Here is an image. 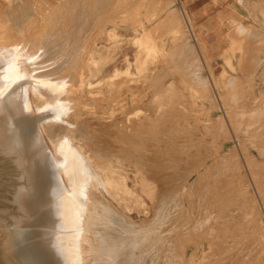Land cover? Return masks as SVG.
Returning a JSON list of instances; mask_svg holds the SVG:
<instances>
[{
  "label": "rangeland",
  "instance_id": "obj_1",
  "mask_svg": "<svg viewBox=\"0 0 264 264\" xmlns=\"http://www.w3.org/2000/svg\"><path fill=\"white\" fill-rule=\"evenodd\" d=\"M97 1L100 8L96 7V0H0V10L8 16L0 11V19L9 25L14 16L17 27L25 25L24 35L29 34L36 46H47L49 35L59 36L60 31L63 39L59 38L65 42L56 40L54 42L58 44L54 45L52 40L57 36H53L49 40V45L53 44L50 45L52 51L48 49L51 51V54L47 52L48 57L53 55V45L64 48L60 51L56 48L59 54L54 52L56 56H52L60 65L63 62L59 59L66 62L61 65L64 68L60 73L70 74L74 85L78 78L84 77L83 97L75 105L88 126L87 136L83 137L73 123L68 127L73 129L76 138L73 144L79 145L82 154L91 162L105 166L107 176L111 178L107 190L98 189L102 201L98 210L100 215L106 213L102 216L103 220L106 218L102 227L110 224L108 228L112 227L109 229L113 233L118 229L120 237L127 239L121 241L123 245L131 239L125 245L127 248L135 243L131 249L135 250L137 246L133 251L136 252V258L132 260L134 264H222L227 258L237 259L238 264H247L248 261L249 264H259V261L264 264V13L247 16L238 11L234 15L229 9L230 0ZM110 5L116 6L112 9ZM42 13L45 18L41 17ZM128 15L131 17L129 21ZM37 18L40 22L35 21ZM79 20L87 22L80 23ZM31 21L33 28H29ZM52 24L57 26L55 30ZM59 25H64V32L59 30L62 28ZM66 26L76 30L67 33ZM37 29L41 32H36ZM143 32L146 38L141 44H135L134 38ZM64 33L70 34L74 46ZM61 42L65 45L61 46ZM67 42L71 47L66 45ZM217 44L218 49L214 50ZM72 49L79 52L73 53ZM65 51L68 56H64ZM62 52L64 59L61 58ZM139 53L145 55L140 57ZM45 55L37 59L44 60ZM52 57L50 62L54 61ZM68 60L70 65H67ZM50 62L42 65L49 66ZM63 103L66 102L63 100ZM168 112L171 119L165 116ZM150 123L155 125L149 126ZM141 124L144 128L139 127ZM156 125L158 128L155 129ZM135 127L146 133L135 130ZM136 133L143 138H138ZM46 139L44 137L51 149ZM114 183L119 185L117 189ZM142 186H147V190ZM108 211L113 213L110 214L112 217ZM127 231L135 233L136 237ZM89 237L92 238L90 241L95 239L91 232ZM106 238L104 241L108 242ZM132 239H140V245ZM121 246L119 250L117 247L113 249L115 253L108 249L107 254L126 253L125 257L131 259L135 253L129 255L126 247L122 251ZM261 254L263 261L259 258ZM242 255L244 258L251 256L246 257L247 263Z\"/></svg>",
  "mask_w": 264,
  "mask_h": 264
},
{
  "label": "water",
  "instance_id": "obj_2",
  "mask_svg": "<svg viewBox=\"0 0 264 264\" xmlns=\"http://www.w3.org/2000/svg\"><path fill=\"white\" fill-rule=\"evenodd\" d=\"M40 70L20 47L0 46V264H13L5 254L17 264H77L71 210L81 192L69 143L61 140L55 145L57 160L37 127L63 111Z\"/></svg>",
  "mask_w": 264,
  "mask_h": 264
},
{
  "label": "bare ground",
  "instance_id": "obj_3",
  "mask_svg": "<svg viewBox=\"0 0 264 264\" xmlns=\"http://www.w3.org/2000/svg\"><path fill=\"white\" fill-rule=\"evenodd\" d=\"M15 1V0H14ZM106 1V0H105ZM108 1V0H107ZM118 1H120V0H118ZM91 2V1H90ZM96 2H97V8H100V7H98V1L96 0ZM96 2H94V4L96 3ZM14 3H17V1L16 2H14ZM116 3V5H117V1L115 2ZM120 2H118V4H119ZM84 4V3H83ZM104 4H105V2H104ZM91 5V4H90ZM89 5V6H90ZM101 5V4H100ZM114 5V4H113ZM112 5V6H113ZM115 5V6H116ZM86 6H87V3H86ZM111 6V5H110ZM112 6H111V8H112ZM115 6H113V8L115 7ZM91 7H93V6H91ZM103 7V6H102ZM108 7V6H107ZM118 7V5L116 6V8ZM82 8V7H81ZM87 8V7H86ZM109 8V7H108ZM112 8V9H113ZM2 9H4V6H3V8ZM9 9V8H8ZM18 9V8H17ZM105 9V8H104ZM118 9V8H117ZM116 9V10H117ZM123 9V8H122ZM6 10V9H5ZM10 10V9H9ZM21 10V9H20ZM89 10V9H88ZM92 10V9H91ZM90 10V12H92ZM95 10H97L96 8H95ZM119 10V9H118ZM0 11H2V10H0ZM16 11V10H15ZM86 11V10H85ZM94 11V10H93ZM113 11V10H112ZM129 11V10H128ZM2 12H4V15L6 14V12L3 10ZM10 13H12L11 11H9ZM9 12H8V14H9ZM82 12V11H81ZM89 12V11H88ZM89 12V13H90ZM97 11H95V12H93V13H96ZM107 12V11H106ZM118 12V11H117ZM127 12V11H126ZM17 13H19V12H17ZM45 13V12H44ZM44 13H42L41 14V17L43 16V14ZM85 13V12H84ZM83 13V14H84ZM2 14V13H1ZM46 14V13H45ZM99 14H101V13H99ZM98 14V15H99ZM105 14V13H104ZM103 14V15H104ZM107 14H108V12H107ZM113 14H115V13H113ZM112 14V15H113ZM3 15V16H4ZM12 15V14H11ZM14 15V14H13ZM16 15V14H15ZM130 15V14H129ZM128 15V16H129ZM2 16V17H3ZM5 16H7V15H5ZM101 16V15H100ZM108 16V15H107ZM118 16V15H117ZM117 16H115V17H117ZM120 16V15H119ZM131 16V15H130ZM129 16V17H130ZM138 16V15H137ZM8 17V16H7ZM6 17V18H7ZM10 17V16H9ZM38 18H39V15L37 16ZM44 17V16H43ZM47 17V16H46ZM73 17H75V16H73ZM81 17V16H80ZM126 17H127V15H126ZM139 17V16H138ZM38 18L37 19H35V21H37L38 20ZM45 18V17H44ZM12 19V21L13 22H10V24L8 25L7 24V21H6V23H4V22H2L1 21V19H0V46H4V45H12V46H17V47H20L21 49H23L24 51H26L27 53H29L31 56H32V64L33 65H35V66H40L41 67V70H40V75L41 76H43L44 78H46V79H48L50 82H51V84H52V87H53V89H54V91H55V93L57 94V96L59 97V99L61 100V103H62V108H63V111H62V113H61V115L58 117V118H56V119H53V120H46V121H43V122H38L37 123V127H38V129H39V132H40V134H41V137H42V139H43V141H44V137H47V141H48V143L50 144V146H51V149H49L48 147H47V145H46V143H45V141H44V143H45V145H46V148L48 149V151L50 152V154L55 158V159H57V160H59L60 159V155L55 151V149H54V147H55V145L58 143V142H60L61 140H65V141H67L68 143H69V145L71 146V148H72V151H73V174H74V177H75V179H76V181H77V183H78V185H79V188H80V192H81V200L79 201V203H76V204H74L73 206H72V215L74 216V219H75V223H76V229H77V231H76V238H75V246H74V253H75V259H76V263L77 264H134L133 263V259L134 258H136V252H133V251H135L136 250V248H137V246L135 245V250H134V248H133V250H131L132 249V247L134 246L133 244H135V243H133V242H137V244L139 243V240H137V239H135V240H133V244L131 245L130 244V246H132L131 248H127L125 245H127V244H129L128 242L131 240H128V242L125 244V245H123V243L121 242L122 240H127L126 238H122V236L120 237V231L118 230H115L116 232H119V234L118 233H115V231H114V233L110 230L112 227H109L108 228V226L110 225H108V223H106L108 226L106 227V225H105V227H102L103 225H104V223H103V221H106V218H105V220H103L102 219V216H105V214L106 213H104V215H100L101 214V212H99V210H98V206H100L101 204H100V202H102V201H100L99 199V196H101V195H99V193H98V189L101 187V188H103L104 190H107V185H110L111 186V178L109 177V176H107V169H106V167L105 166H101L100 165V162H98V163H96V162H94V161H90V158L89 157H87V156H84L83 154H82V148L79 146V145H74L73 144V140L74 139H76V138H74L75 137V135H74V132H73V129H71L70 127H68L71 123H73V124H75V126L79 129V131L80 132H82L83 133V137H84V135H86L87 136V129H86V122L83 120V118H81V116H83L82 114H78V112H77V110L79 109V107H78V105H75L76 103H78L79 101H81L82 100V95H81V93H82V90H81V88H82V85L84 84L83 82V79H84V77L82 78V77H80V78H78L79 80H77V84L76 85H74L73 84V82H74V80H72L71 79V77L69 76L70 74H61L60 72L62 71V69L64 68L63 66H61V65H63V63L65 62V60H60L59 59V61L62 63L61 65L59 64V62H57V60H54V56L53 55H55L56 56V54L55 53H57V49H59V48H57L58 46H54L55 44H58V43H56V42H54V41H56V40H58V41H64L65 42V40H61L60 38H59V36H60V31L59 30H61V32H64L62 29H63V27H64V25H63V27L61 26V25H59V26H61L62 28L61 29H57L58 31H59V36H57V34H53L52 33V35L53 36H57L56 38H59V39H56L55 38V40H52L53 42H54V45H53V47H55V49H53V52H52V56L50 55V57H52L53 59L52 60H54V61H52V62H50L51 60H50V57H48V55L49 54H51V51H52V49H50V45H52V44H50L49 45V43H51V41L49 42V40L50 39H52V37L49 35V37H50V39H49V37L47 36V32H43V33H45L46 34V38H48L47 40H48V45H49V47H47L46 45H44V46H39V44H38V46H36V45H34V44H32V39L30 38V37H28L29 36V34H28V36L26 37L25 35H24V31L26 30V26L24 27H17V25H16V20H15V18H14V16L11 18ZM14 19V20H13ZM28 19V18H27ZM124 19H127V18H124ZM124 19H122V20H124ZM131 19V17L128 19V21ZM139 19V18H138ZM32 20H34V19H32ZM39 20H43V19H41V18H39ZM38 20V21H39ZM96 20H98V19H96ZM34 21V22H35ZM84 21V20H83ZM82 21V22H83ZM109 21V20H108ZM127 21V20H126ZM30 22V21H29ZM32 22L33 21H31V24L30 23H28L29 24V28L31 27V28H33V26H32ZM40 22V21H39ZM39 22H38V25H39ZM79 22H80V20H79ZM82 22H80V23H82ZM84 22H87V21H84ZM83 22V23H84ZM107 22V21H106ZM122 22V21H121ZM131 22V21H130ZM140 22V21H139ZM80 23H78V24H80ZM95 23H96V21H95ZM66 24H68V23H66ZM65 24V25H66ZM87 24V23H86ZM36 25H37V22H36ZM139 25V24H138ZM42 27H43V24L41 25ZM49 26V28H50V26H51V24L50 25H48ZM52 26H53V24H52ZM58 26V27H59ZM68 27H69V25H67ZM67 26H66V28H67ZM85 26V25H84ZM83 25H82V27H84ZM41 27V28H42ZM54 28H52V29H54L55 30V27H57V26H53ZM81 27V26H80ZM81 27V28H82ZM97 28H98V30H101V29H99V27L98 26H96ZM132 27V26H131ZM141 27H142V25H141ZM37 27H35L34 26V29H36ZM40 28V27H39ZM44 28V27H43ZM49 28H46V29H49ZM66 28H64V30L66 29ZM71 29V28H70ZM69 28H67L66 29V31L65 32H67L68 30H70ZM75 28L73 27V29L72 30H70V31H73ZM138 29V28H137ZM143 29V28H142ZM31 30V29H30ZM38 30V29H37ZM42 30V29H41ZM51 30V29H50ZM49 30V31H50ZM53 30V31H54ZM56 30V31H57ZM76 30V29H75ZM48 31V30H47ZM52 31V30H51ZM50 31V32H51ZM57 31V32H58ZM69 31V32H70ZM94 31V30H93ZM92 31V32H93ZM95 31H97V30H95ZM29 32V31H28ZM31 32H32V30H31ZM31 32H30V34H31ZM36 32H41V31H36ZM55 32V31H54ZM78 32H79V29H78ZM101 32V31H100ZM56 33V32H55ZM68 33V32H67ZM71 34H72V32H70ZM75 32H73V34H74ZM81 33H82V31H81ZM94 33V32H93ZM102 33H104L103 32V30H102ZM111 33H113V32H111ZM136 33V32H135ZM48 34H49V32H48ZM51 34V33H50ZM65 35H66V33H64ZM63 34V35H64ZM98 34V32L97 33H95L94 35H97ZM42 35H44V34H42ZM146 34H144V32H143V34L141 35V36H136L135 38H134V43L135 44H141L142 42H143V40L146 38V36H145ZM34 36V35H33ZM36 36V35H35ZM67 36V35H66ZM76 36V34L75 35H73V38ZM109 36V35H108ZM41 37H43V36H41ZM61 37V36H60ZM69 39H70V34L67 36ZM100 37V36H99ZM102 37V36H101ZM62 39H63V36L61 37ZM64 38H66L65 36H64ZM71 38H72V36H71ZM98 38V37H97ZM39 39V38H38ZM69 39H67V40H69ZM41 40H42V38H41ZM41 40H40V42H41ZM44 40H45V38H44ZM72 39H70V44H72V41H71ZM98 40V39H97ZM101 40H102V38H101ZM104 40V39H103ZM128 40V39H127ZM43 41V40H42ZM99 41V40H98ZM27 42H29V43H31L32 45H29ZM38 42V41H37ZM39 42V43H40ZM47 41H45V43H46ZM64 42L62 43H59L60 45L61 44H63V46L65 45L64 44ZM92 42V41H91ZM94 42V41H93ZM96 42V41H95ZM69 44V42H67V44L66 45H70ZM93 44V43H92ZM91 44V45H92ZM59 45V46H60ZM131 45H133V44H131ZM62 46V45H61ZM72 46H74L73 44H72ZM76 46V45H75ZM52 47V46H51ZM52 47V48H53ZM69 47H71V46H69ZM62 48V47H61ZM60 48V49H61ZM48 49H50L51 51H49ZM60 49H59V51H60ZM62 49H64V48H62ZM66 49H67V47H66ZM76 49H78L77 47H76ZM75 49V50H76ZM92 49H94V47H92ZM139 48H137V50H138ZM216 49H218V44L216 45V46H214V50H216ZM65 50V49H64ZM64 50H62V51H64ZM74 50V51H75ZM66 51H69V48H68V50H66ZM66 51H65V54L66 55H64V56H68V53H66ZM72 51H73V49H72ZM74 51H73V53H74ZM91 51V50H90ZM47 52H49V54L47 55ZM55 52V53H54ZM79 52V51H78ZM78 52H76L75 51V53H78ZM145 52V51H144ZM147 52V51H146ZM61 53V52H60ZM63 53L64 52H62V54H61V58L63 57ZM70 53H71V50H70ZM70 53H69V55H70ZM91 53V52H90ZM89 53V54H90ZM141 53V52H140ZM139 53V54H140ZM142 53H143V51H142ZM47 55V58H46V55ZM57 54H59V53H57ZM72 54V53H71ZM41 55H45V59L44 60H41V61H39L38 59L40 58V56ZM75 55H77V54H75ZM79 55H81V54H79ZM90 55H92V54H90ZM145 55V54H144ZM143 55V56H144ZM58 56H60V55H58ZM86 56V55H85ZM88 56V55H87ZM142 55L140 54V57H141ZM142 56V57H143ZM151 56V55H150ZM162 56V55H161ZM37 57H38V59H37ZM70 57H71V55H70ZM139 57V56H138ZM153 57V56H152ZM41 58H43V57H41ZM40 58V59H41ZM60 58V57H59ZM66 58V57H65ZM69 58V57H68ZM83 58V57H82ZM86 57H84V59H85ZM47 59H49V60H47ZM62 59H64V58H62ZM67 59V58H66ZM83 59V60H84ZM136 59H137V57H136ZM139 59H141V58H139ZM70 60V59H69ZM69 60H68V63H69ZM153 60V59H152ZM227 60H229V59H227L226 58V61ZM71 61V60H70ZM74 61V63H76L75 62V60H73ZM73 61H72V63H73ZM85 61V60H84ZM139 61V60H138ZM149 61H151V59L149 60ZM225 61V62H226ZM47 62H50L49 63V66H47V65H45V66H43L44 64H47ZM141 62V61H140ZM152 62V61H151ZM153 62H154V60H153ZM42 63H43V65H42ZM55 63H57L58 64V66L55 64ZM66 63V62H65ZM81 63V62H80ZM86 63V62H85ZM53 64V65H52ZM54 64L56 65V67L54 66ZM71 63H69V64H67V65H70ZM79 64V63H78ZM65 65V64H64ZM74 65V64H73ZM228 65H230L229 64V62H228ZM61 66V67H60ZM63 67V68H62ZM62 68V69H61ZM75 68H76V66H75ZM61 69V70H60ZM80 69V68H79ZM68 70H69V67H68ZM69 72V71H68ZM71 72V71H70ZM69 72V73H70ZM72 74H73V72H72ZM251 74V73H250ZM80 75V74H79ZM81 76V75H80ZM126 77V76H125ZM248 77V76H247ZM112 84V83H111ZM85 85V84H84ZM86 85L88 86V83H86ZM112 86V85H111ZM72 88H75V90H72ZM112 88V87H111ZM108 90V89H107ZM68 93H71V95H67ZM94 93V92H93ZM107 93V92H106ZM91 94V93H90ZM96 95V94H95ZM27 98H28V102H29V106H30V108H31V111H32V113H33V115H35V112H34V107H33V105H32V103H31V96H30V84H28V86H27ZM63 100L66 102V103H63ZM96 100V99H95ZM154 100V99H153ZM100 101V100H99ZM72 102H74V104L73 105H70V103H72ZM150 101L148 100V103H149ZM150 104V103H149ZM153 105V104H152ZM155 107V106H154ZM163 109V108H162ZM94 110V109H93ZM165 111H166V108H165ZM91 112V111H90ZM92 112H94V111H92ZM164 112V111H163ZM169 113L170 112H168V113H166L167 115H165L166 117H168V115H169ZM161 114V113H160ZM159 114V115H160ZM171 114V113H170ZM235 114H237V113H235ZM147 116V115H146ZM171 116V115H170ZM237 116V115H236ZM241 116V115H240ZM156 117V116H155ZM161 117V116H160ZM144 118V117H143ZM148 118V117H147ZM156 118H158V117H156ZM156 118H155V120H156ZM161 118H163V117H161ZM165 118V117H164ZM163 118V119H164ZM169 118V117H168ZM238 118V117H237ZM88 119H89V117H88ZM149 119V118H148ZM163 119H162V121H163ZM169 119H171V118H169ZM86 120V119H85ZM161 120V119H160ZM159 120V121H160ZM165 120H167V119H165ZM164 120V121H165ZM173 120V119H172ZM69 121H70V123H69ZM148 121V120H147ZM146 122V121H145ZM153 122V121H152ZM245 122V121H244ZM88 123V122H87ZM143 123H144V121H143ZM149 123V122H148ZM154 123H157L156 121L154 122ZM153 123V124H154ZM163 123V122H162ZM168 123V122H167ZM69 124V125H68ZM140 124V123H139ZM152 124V125H153ZM159 124V123H158ZM165 124V123H164ZM243 124V123H242ZM144 125H146V124H144ZM151 125V123L149 124V126ZM151 125V126H152ZM155 125V124H154ZM147 126V125H146ZM167 126V125H166ZM262 126H263V124H262ZM88 127V126H87ZM117 126H115V128H116ZM139 127H142V128H144L143 126H142V124L139 126ZM162 127V126H161ZM165 127V126H164ZM136 128V127H135ZM150 128H152V127H150ZM156 128H158L157 127V125L155 126V129ZM114 129V128H113ZM119 129H123V128H119ZM118 129V132H117V134H119V132H120V130ZM134 129V128H133ZM139 129V128H138ZM137 128L135 129V130H138ZM146 129H148V132H149V128H148V126H147V128ZM154 129V128H153ZM264 129V128H263ZM139 130H142L141 128L139 129ZM152 130V129H151ZM150 130V131H151ZM88 131H92V130H88ZM116 131V130H115ZM143 131V130H142ZM147 131V130H146ZM159 131V130H158ZM258 131V130H257ZM94 132H96V131H94ZM93 132V133H94ZM101 132V131H100ZM113 132V131H112ZM133 131H131V133H132ZM136 132V131H135ZM135 132H134V134H135ZM147 132V133H148ZM153 132V131H152ZM157 132V131H156ZM109 133V132H108ZM123 133V132H122ZM126 133V132H125ZM124 133V134H125ZM130 133V132H129ZM139 133H141V131H139ZM143 133H146L145 131H143ZM88 134H91V132L90 133H88ZM105 134V133H104ZM106 134H107V132H106ZM117 134H115V136L117 135ZM148 134H150V133H148ZM113 135V134H112ZM127 135H128V133H127ZM136 135H137V133H136ZM139 135V136H138ZM137 136H138V138L141 136L140 134H138ZM90 136V135H89ZM105 136V135H104ZM103 136V137H104ZM120 136V135H119ZM125 136V135H124ZM136 136V137H137ZM144 137H146V135L144 134L143 135ZM113 137V136H112ZM133 137H134V135H133ZM98 138H100V137H98ZM119 138V137H118ZM120 138H121V136H120ZM119 138V139H120ZM125 138V137H124ZM127 139H128V137H126ZM137 138V139H138ZM143 137L141 136V139H142ZM114 139V138H113ZM117 139V138H116ZM140 139V140H141ZM96 140H97V138H96ZM123 140V139H122ZM130 140V138L128 139V141ZM132 140V139H131ZM139 140V139H138ZM145 139H143V141H144ZM125 141V140H124ZM134 141H136V140H134ZM134 141H132V142H134ZM146 141V140H145ZM116 142V141H115ZM121 141L119 140V143H120ZM126 142V141H125ZM117 143H118V141H117ZM125 144V143H124ZM133 145H134V143H132ZM95 145V144H94ZM122 145H123V141H122ZM122 145H120V147H122ZM128 145H126V148H128L127 147ZM119 147V148H120ZM135 148H136V145L134 146ZM95 148H97V147H95ZM94 148V149H95ZM113 148H115V147H113ZM116 148H118V147H116ZM124 149H125V147H123ZM129 148H130V145H129ZM94 149H92V150H94ZM137 149H138V147H137ZM96 150V149H95ZM98 150V149H97ZM110 150H111V148H110ZM121 150V149H120ZM134 150H136V149H134ZM115 151V150H114ZM93 152V151H92ZM112 152V151H111ZM124 152V151H123ZM126 152V151H125ZM128 152H130L129 150H128ZM97 153V152H96ZM95 153V154H96ZM99 153H101L100 151H99ZM131 153V152H130ZM101 154H103V152L101 153ZM112 154L110 153V155L109 156H111ZM115 155H117V154H115ZM99 156V155H98ZM102 156V155H101ZM104 156H105V154H104ZM128 156H130V155H128ZM97 157V156H96ZM103 157V156H102ZM105 158V157H104ZM123 158H125V157H123ZM122 158V159H123ZM97 159V158H96ZM101 160V159H100ZM99 160V161H100ZM115 164V163H114ZM117 166V165H116ZM144 169V168H143ZM145 172V171H144ZM58 173H59V176H60V178H61V181H62V183H63V185H64V187H65V189L67 190V191H69V189L67 188V186H66V184H65V181H64V178H63V175H62V173H61V170L60 169H58ZM138 174H140V173H138ZM142 175H140L141 177L143 176V173H141ZM164 178V177H163ZM140 179V178H139ZM143 180H144V178H143ZM142 179H141V181L142 182H145V181H143ZM154 180V179H153ZM140 181V182H141ZM149 181V180H148ZM142 182H141V185H143L142 184ZM150 182V181H149ZM166 182V181H165ZM145 184V183H144ZM146 184H148V183H146ZM139 185H140V183H139ZM118 184L117 183H114V187L117 189L118 188ZM147 187V186H146ZM145 187V188H146ZM142 188H144V186H142ZM144 188V189H145ZM148 188V187H147ZM145 190H147V189H145ZM148 190H151V189H148ZM144 191V190H143ZM145 192V191H144ZM147 192V191H146ZM149 193H151V191H149ZM152 193H153V191H152ZM146 194V193H145ZM148 195V194H147ZM146 195V196H147ZM154 195V194H153ZM103 199H104V197H103ZM216 199V198H215ZM215 201V200H214ZM108 202V201H107ZM110 203V202H109ZM155 204H157V202L155 203ZM216 204V203H215ZM105 205H106V203H105ZM111 205V204H110ZM217 205V204H216ZM166 206V205H165ZM215 206V205H214ZM213 206V207H214ZM103 207V206H102ZM155 207H156V205H155ZM217 207V206H216ZM105 208V207H104ZM103 208V210H105ZM106 208H108V206L106 207ZM114 208V207H113ZM112 208V209H113ZM163 208H165V207H163ZM106 211V210H105ZM110 211H112V210H110ZM117 211V210H116ZM210 211V210H209ZM214 211V210H213ZM104 212V211H103ZM103 212H102V214H103ZM113 212V211H112ZM215 212V211H214ZM109 215L111 214V213H109V211L107 212ZM114 213V212H113ZM112 213V214H113ZM120 213V212H119ZM163 213V210H162V212H161V214ZM111 214V215H112ZM117 214V213H116ZM115 214V215H116ZM121 214V213H120ZM160 214V213H159ZM164 214V213H163ZM162 214V215H163ZM205 214H206V212H205ZM110 215V216H111ZM122 215H124V214H122ZM110 216H108L109 218L107 219L108 221H109V219H111L110 218ZM120 216V215H119ZM155 216V215H154ZM161 215H159V217H160ZM203 216V215H202ZM201 216V217H202ZM112 217V216H111ZM123 217V216H122ZM121 217V218H122ZM156 217V216H155ZM164 217V216H163ZM115 218V217H114ZM112 218V221L113 220H115V219H117V218H119V217H117V218ZM165 218V217H164ZM207 218V217H206ZM154 219V218H153ZM158 219V218H157ZM118 220H120V219H118ZM125 220V219H124ZM128 220V219H127ZM204 220V219H203ZM121 221V220H120ZM123 221V220H122ZM121 221V222H122ZM148 221V220H147ZM116 222H118V221H116ZM129 222V221H128ZM131 222V221H130ZM144 222V221H143ZM150 222V221H149ZM197 222V221H196ZM101 223H103V225L101 224ZM112 223V222H111ZM120 223V222H119ZM131 223H133L134 224V222H131ZM130 223V224H131ZM148 223V222H147ZM195 223V222H194ZM112 224H114V223H112ZM118 224V223H117ZM123 224V223H122ZM121 223H120V226L122 225ZM146 224V223H145ZM149 224V223H148ZM147 224V225H148ZM197 224V223H196ZM203 224V223H202ZM116 225V224H115ZM114 225V226H115ZM125 224H123V227H125L124 226ZM140 225V224H139ZM142 225V224H141ZM171 225V224H170ZM177 225V224H176ZM192 225V224H191ZM126 226H127V223H126ZM133 226V225H132ZM146 226V225H145ZM179 226V225H178ZM211 226V225H210ZM117 227V226H116ZM192 227V226H191ZM114 228V227H113ZM119 229L121 228V227H118ZM133 228V227H132ZM134 228H136V227H134ZM195 228V227H194ZM114 229H116V228H114ZM113 229V230H114ZM123 229V228H122ZM125 229V228H124ZM128 229V228H127ZM131 229V228H130ZM129 229V230H130ZM137 229H138V227H137ZM136 229V230H137ZM132 230H134V229H132ZM135 230V231H136ZM140 230V229H139ZM180 230V229H179ZM211 230V229H210ZM169 232H170V229L168 230ZM183 231V230H182ZM181 231V232H182ZM194 231V230H193ZM208 231V230H207ZM93 233V236H95L94 238L95 239H93L94 240V242H92V241H90V239H92L91 237H89V233ZM123 232V231H122ZM121 232V233H122ZM128 232V231H127ZM210 232V231H209ZM129 233V232H128ZM164 233H167L166 231L164 232ZM176 233V232H175ZM208 233V232H207ZM116 234H118V236L116 235ZM123 234V233H122ZM130 235L132 234L133 236H135L134 234L135 233H129ZM140 234V233H139ZM143 234V233H142ZM141 234V237H139V238H141V239H143L144 237H143V235ZM177 234H178V231H177ZM124 235H126V234H124ZM128 235V234H127ZM130 235H128V237L130 236ZM136 235H137V232H136ZM146 235V234H145ZM160 235V234H159ZM167 235V234H166ZM172 235H173V233H172ZM180 235V234H179ZM203 235V234H202ZM105 236H107V238L105 237ZM139 236V235H138ZM137 236V237H138ZM163 236V235H162ZM127 237V238H128ZM132 237V236H131ZM136 237V236H135ZM147 237V236H146ZM150 237V236H149ZM208 237V236H207ZM211 237V236H210ZM104 238H106L107 240H109L108 242L107 241H104ZM202 238H204V237H202ZM145 239V238H144ZM143 239V240H144ZM158 239H160V238H158ZM176 239V238H175ZM137 240V241H136ZM152 240V239H151ZM166 240V239H165ZM170 240V239H169ZM180 240V239H179ZM207 240V239H206ZM121 242V245L123 246H121L120 244H118L119 242ZM142 241V240H141ZM153 241V240H152ZM157 241V240H156ZM163 241H164V239H163ZM163 241H162V243H163ZM193 241V240H192ZM108 243V244H106V243ZM124 242V241H123ZM130 242V243H131ZM143 242H145V241H143ZM142 242V243H143ZM159 242V241H158ZM165 242V241H164ZM141 243V242H140ZM140 243L138 244V246L140 245ZM150 243V242H149ZM160 243V242H159ZM166 243H167V241H166ZM169 243V242H168ZM173 243H175L174 242V240H173ZM172 243V244H173ZM176 243H177V240H176ZM117 244L119 245V246H121L122 247V251H123V249L125 250V248H124V246L126 247V249L129 251H124V253L125 252H128V254L129 255H131V253H132V255H133V253H135L134 254V256H131L130 258L131 259H127L128 258V256L127 257H125V255H126V253H125V255L124 254H121L120 255V253H119V251H118V253H119V255L118 254H113V253H115L114 252V250L113 249H115V247H117ZM165 244V243H164ZM170 244H171V242H170ZM201 244V243H200ZM147 245H148V243H147ZM118 246V247H119ZM129 246V245H128ZM129 246V247H130ZM145 247H146V244L144 245ZM168 247V245H165V247ZM169 246H171V245H169ZM117 247V248H118ZM161 247H162V245H161ZM160 247V248H161ZM164 247V246H163ZM173 247V246H172ZM175 247V246H174ZM120 248V247H119ZM119 248L117 249V250H119ZM142 248V247H141ZM150 248V247H149ZM157 248H159V247H157ZM197 248V247H196ZM200 248V247H199ZM108 249L110 250L111 249V251H113V253L111 252V251H109V252H111V253H109V254H107V251H108ZM139 249V248H138ZM146 249V248H145ZM164 249V248H163ZM117 250H115V251H117ZM120 250V252L122 253V251ZM143 250H144V248H143ZM143 250H141V251H143ZM149 250V249H148ZM159 250V249H158ZM161 250V249H160ZM167 250H169V249H167ZM130 251H132V252H130ZM138 251V250H137ZM155 251V250H154ZM166 251V250H165ZM165 251H163V252H165ZM139 252H140V250H139ZM146 252V251H145ZM157 252V251H156ZM155 252V253H156ZM161 252V251H160ZM163 252H161V253H163ZM174 252V251H173ZM251 252H253V251H251ZM138 253V252H137ZM144 253V252H143ZM160 253V254H161ZM141 254V253H140ZM139 254V255H140ZM157 254H158V252H157ZM156 254V255H157ZM171 254V253H170ZM169 254V255H170ZM252 254V253H251ZM250 254V255H251ZM6 255V257L13 263V264H17V263H15L14 261H13V259L8 255V254H5ZM124 257H123V256ZM142 255V254H141ZM144 255V254H143ZM162 255V254H161ZM121 256H122V258H121ZM166 256H168V255H166ZM243 256V255H242ZM251 256H254V255H251ZM251 256H246L247 257V259H248V257H251ZM133 257V258H132ZM140 257V256H139ZM138 257V258H139ZM144 257V256H143ZM158 257V256H157ZM163 257V256H162ZM170 257V256H169ZM173 257V256H172ZM219 257V256H218ZM246 257L244 258V256H243V258L244 259H246ZM255 257V256H254ZM253 257V258H254ZM262 258V254H261V256H259V258ZM263 257H264V255H263ZM156 258V257H155ZM202 258V257H201ZM204 258V257H203ZM216 258V257H215ZM227 258V257H226ZM241 258V257H240ZM157 259V258H156ZM164 259V258H163ZM163 259L162 260H160L161 262L163 261ZM247 259L246 260H244L246 263H247ZM250 259V258H249ZM252 259V258H251ZM255 259V258H254ZM256 259H257V257H256ZM255 259V260H256ZM167 260V259H166ZM218 260V259H217ZM216 260V261H217ZM243 260V259H242ZM129 261V263H127ZM140 261V260H139ZM165 261V260H164ZM182 261V260H181ZM180 261V263H182ZM222 261V260H221ZM257 261V260H256ZM255 261V262H256ZM259 261V260H258ZM257 261V262H258ZM261 261H263V258H262V260ZM134 262H137V261H135L134 260ZM156 262H157V260H156ZM215 262V261H214ZM218 262V261H217ZM216 262V263H217ZM241 262H243V261H241ZM205 263H207V262H205ZM209 263V262H208ZM219 263H221V262H219ZM249 263H251V262H249L248 261V263L247 264H249ZM261 262L259 261V264H260ZM263 263V262H262ZM135 264H137V263H135ZM140 264V263H139ZM157 264V263H156ZM174 264H176V263H174ZM177 264H179V263H177ZM192 264V263H191ZM222 264H238V262H237V259L235 260V258H227L226 260L224 259L223 260V262H222ZM240 264V263H239ZM252 264H258V263H252Z\"/></svg>",
  "mask_w": 264,
  "mask_h": 264
},
{
  "label": "crops",
  "instance_id": "obj_4",
  "mask_svg": "<svg viewBox=\"0 0 264 264\" xmlns=\"http://www.w3.org/2000/svg\"><path fill=\"white\" fill-rule=\"evenodd\" d=\"M229 9L234 15L241 11L247 16L264 13V0H230Z\"/></svg>",
  "mask_w": 264,
  "mask_h": 264
}]
</instances>
